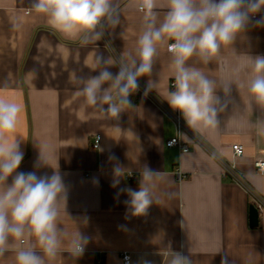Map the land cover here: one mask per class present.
<instances>
[{"label":"crops","instance_id":"0c3cea01","mask_svg":"<svg viewBox=\"0 0 264 264\" xmlns=\"http://www.w3.org/2000/svg\"><path fill=\"white\" fill-rule=\"evenodd\" d=\"M116 2L121 24L84 44L82 37L51 28L46 17L31 11L30 0H0V95L22 108L17 135L23 160L17 171L51 176L57 168L67 189V214L62 207L60 223L69 234L78 229L89 238L81 256L62 251L51 264H169V248L189 256L191 264H221L222 258L227 264H264V205L245 186L264 199V173L255 167L264 159V107L252 102L246 87L231 86L217 127L197 131L184 120L187 151L167 145L178 132L179 112L165 100L174 81L167 45L159 47L152 76L140 78L133 109L119 120L103 118L77 95L75 79L97 74L91 69L98 55L136 48L143 14L129 0ZM158 11L162 16L165 9ZM262 16L264 10L253 23ZM245 54L264 55V26L250 25L207 65L195 57L189 63L218 83H240L246 73L236 76L233 69L245 62ZM149 78L159 86L145 95ZM235 142L245 147L241 156L233 153ZM40 148L53 168H34ZM117 164L134 176L113 186ZM231 164L240 180L229 172ZM144 166L159 173L153 180L155 202L146 214L134 216L122 190H139ZM251 204L259 208L257 226L250 225ZM123 253L130 254L129 263ZM0 264H15L14 253L0 257Z\"/></svg>","mask_w":264,"mask_h":264},{"label":"clouds","instance_id":"9594fccd","mask_svg":"<svg viewBox=\"0 0 264 264\" xmlns=\"http://www.w3.org/2000/svg\"><path fill=\"white\" fill-rule=\"evenodd\" d=\"M142 15L141 32L134 52L107 57L98 55L91 72L75 79L77 95L103 118L119 120L121 113L133 109L130 97L139 88L141 77H151L159 47L167 45L173 90L165 100L179 111L189 128L202 130L218 126V114L230 103L231 86L246 87L252 102L264 107V55H246L241 71L246 79L218 83L195 63L209 64L223 47L232 46L250 25L264 26V0H129ZM31 11L46 17L49 26L67 37H82V43H96L108 29L121 24L116 0H30ZM164 8L161 16L159 9ZM14 27H19L15 24ZM123 34V33H122ZM108 46L106 45V48ZM118 68L115 74L109 69ZM159 86L148 79L145 95ZM221 93L223 95H221ZM107 106V107H105ZM22 108L18 102L0 95V257L14 253L15 264H51L62 252L78 258L89 238L78 229L69 234L60 223L66 213L67 189L57 168L40 148L34 168L52 167L51 176L36 171L18 172L23 160L17 127ZM131 171L119 164L113 168V186ZM159 175L147 166L140 171L139 190L123 189L132 215L146 214L155 202L153 180ZM11 177V182L9 178ZM67 214V213H66ZM86 223V220L84 221ZM169 264H191L189 256L169 248ZM221 264H227L222 258Z\"/></svg>","mask_w":264,"mask_h":264},{"label":"built area","instance_id":"2783aa9c","mask_svg":"<svg viewBox=\"0 0 264 264\" xmlns=\"http://www.w3.org/2000/svg\"><path fill=\"white\" fill-rule=\"evenodd\" d=\"M173 84H174V81H173ZM175 120H176V124H177V129H178V132L175 136L169 138L167 140V145L168 146H175V145H178L182 148V150L184 151H187L189 149V147L183 143L182 141V138H181V132L182 130L184 129V126H185V122H184V119L181 115L180 112H176L175 115ZM99 141H100V136L97 135L96 138H95V142H94V146L95 147H98L99 146ZM232 149H233V153L235 156H241L244 151H245V147L242 143L240 142H235L233 143L232 145ZM229 172L231 171V173L235 174L234 173V164H231L229 166ZM255 167H256V170L260 173H264V159H260V160H257L255 162ZM232 169V170H231ZM179 175L181 176V173H179ZM129 178H132L134 176L133 173H131V175H127ZM236 177L240 180V177L239 175H236ZM245 186H247V188L252 192V194H254L256 196V198L261 202V204L264 205V199L263 197H261L255 190L251 189V187H249L246 183H245ZM123 259L126 263H129L130 262V254L129 253H123ZM99 264H102L101 261H99Z\"/></svg>","mask_w":264,"mask_h":264},{"label":"water","instance_id":"95a60500","mask_svg":"<svg viewBox=\"0 0 264 264\" xmlns=\"http://www.w3.org/2000/svg\"><path fill=\"white\" fill-rule=\"evenodd\" d=\"M132 96L130 97V99L132 98ZM249 214H250V225L257 226L259 224V208L255 204L250 205Z\"/></svg>","mask_w":264,"mask_h":264}]
</instances>
